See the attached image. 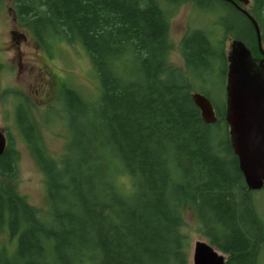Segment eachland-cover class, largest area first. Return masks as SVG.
I'll list each match as a JSON object with an SVG mask.
<instances>
[{
  "label": "trees",
  "instance_id": "1",
  "mask_svg": "<svg viewBox=\"0 0 264 264\" xmlns=\"http://www.w3.org/2000/svg\"><path fill=\"white\" fill-rule=\"evenodd\" d=\"M179 1L14 0L15 19L38 42L81 44L99 95L89 102L62 88L69 140L59 161L45 150L27 104L15 105L14 121L44 177L48 207L41 214L7 186L19 160L8 136L0 155V234L13 248H0V264H187L184 208L208 243L228 255L227 264H260L256 241L260 236L264 245V226L230 147L225 101L218 108L205 90L214 73L222 83L226 76L223 41L188 30L180 40L183 69L169 66L160 2ZM216 1L233 17L229 25L221 19L225 33L238 41L249 35L245 15ZM251 2L248 13L264 47V0ZM194 89L216 107L214 126L201 120Z\"/></svg>",
  "mask_w": 264,
  "mask_h": 264
},
{
  "label": "rangeland",
  "instance_id": "2",
  "mask_svg": "<svg viewBox=\"0 0 264 264\" xmlns=\"http://www.w3.org/2000/svg\"><path fill=\"white\" fill-rule=\"evenodd\" d=\"M13 2L14 0L0 1V131L6 140L9 136L13 148L19 155L16 177L11 183L6 184L23 196L30 206L45 215L48 203L44 177L17 130L14 107L19 101L27 104L45 150L52 158L59 161L68 150L69 140L63 119L62 88L72 89L89 102H95L99 95V84L88 55L79 42H68L57 38H45L41 43L38 42L22 23L14 19L11 11ZM234 2L244 9L242 3L236 0ZM160 3L168 23L169 66L183 69L180 40L188 30L192 29H203L214 39H222L227 55L230 43L238 35H229L222 29L221 19L223 23L229 25L233 24V17L222 10L220 3L216 0L206 3L197 2L194 5L189 0L174 4ZM251 4L250 0L245 6L249 13ZM248 30L249 35L246 31L244 37L239 34L243 38L240 42L254 55L258 52L256 37L254 30L250 28ZM10 31L23 34L26 40L16 45L10 40ZM18 54L21 59H18ZM220 74L217 71L205 82V90L210 101L218 108H222L225 101L226 76L222 83ZM193 93L199 92L194 89L191 94ZM223 133L224 130L221 128L220 138ZM245 195L264 226V189L249 191V194ZM181 216L183 220L181 232L186 234L189 240L187 264H191L194 242L198 240L208 242V240L198 232L199 224L190 209H182ZM260 239L261 237L257 236L256 245L259 262L264 264V245L260 243ZM0 248L10 251L13 248L12 240L8 241L5 235L0 234ZM218 252L225 260L227 259V254Z\"/></svg>",
  "mask_w": 264,
  "mask_h": 264
},
{
  "label": "water",
  "instance_id": "3",
  "mask_svg": "<svg viewBox=\"0 0 264 264\" xmlns=\"http://www.w3.org/2000/svg\"><path fill=\"white\" fill-rule=\"evenodd\" d=\"M230 2L238 8L233 0ZM244 6L250 0H236ZM249 20L256 37L261 58L257 66L249 49L240 41L233 40L227 53L225 81L224 121L232 153L248 191L264 189V50L257 22L243 8H238ZM16 32H13V35ZM193 104L206 125L217 120L210 101L200 93L191 94ZM7 140L0 131V155ZM191 264H227L225 258L207 241H195L191 252Z\"/></svg>",
  "mask_w": 264,
  "mask_h": 264
},
{
  "label": "flooded vegetation",
  "instance_id": "4",
  "mask_svg": "<svg viewBox=\"0 0 264 264\" xmlns=\"http://www.w3.org/2000/svg\"><path fill=\"white\" fill-rule=\"evenodd\" d=\"M221 1H223V0H221ZM234 1V0H233ZM224 2H226V3H228L233 9H235V10H237L239 13H241L240 12V10L238 9L240 6H238V8L237 7H235L233 4H231L230 2H227V1H224ZM237 5H240V4H237ZM11 11H12V13H13V15H14V17H15V14H14V11H13V8L11 9ZM241 14H243V13H241ZM15 19V18H14ZM13 32L14 31H10V40L12 41V42H14L16 45H19V43H21L22 41H25L26 40V37H24V35L23 34H14L13 35ZM17 53H19V52H17ZM258 54H259V52H258ZM251 56H252V58H253V60H254V62H255V64L257 65V66H259V59L261 58V55L259 54V57H253V55L251 54ZM18 59H21V56H20V54H18Z\"/></svg>",
  "mask_w": 264,
  "mask_h": 264
}]
</instances>
